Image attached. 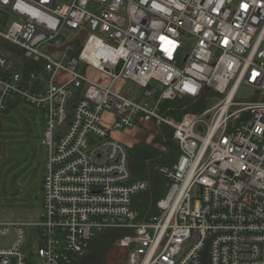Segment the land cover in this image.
<instances>
[{
	"label": "built area",
	"instance_id": "obj_1",
	"mask_svg": "<svg viewBox=\"0 0 264 264\" xmlns=\"http://www.w3.org/2000/svg\"><path fill=\"white\" fill-rule=\"evenodd\" d=\"M0 40L37 64L23 77L0 54V113L16 101L40 111L46 152L38 221H0V239L13 235L0 264H29L27 227L33 264H75L106 229L132 232L115 243L129 249L124 264H264V0H0ZM119 79L136 99L112 90ZM204 94L220 100L178 121L158 112ZM155 123L172 128L180 154L155 167L168 188L139 222L133 199L149 182L132 179L110 131L153 136Z\"/></svg>",
	"mask_w": 264,
	"mask_h": 264
},
{
	"label": "rangeland",
	"instance_id": "obj_2",
	"mask_svg": "<svg viewBox=\"0 0 264 264\" xmlns=\"http://www.w3.org/2000/svg\"><path fill=\"white\" fill-rule=\"evenodd\" d=\"M74 55L77 56L80 47L73 44ZM81 74L87 78L108 85L109 79L83 64L79 65ZM65 79V78H64ZM148 89H155L156 96L161 87L151 82ZM114 92L130 94L136 99V90L131 83L119 79L112 85ZM220 97L210 98L208 108L216 104ZM207 109V108H206ZM173 120V119H172ZM110 115L102 118V123L110 129ZM106 124V125H105ZM44 121L40 111L34 110L26 103L8 114L0 113V146L2 149L1 181H0V221L35 223L42 210V181L44 176L46 152L40 141ZM110 138L120 142L125 148L133 142L150 141L152 136L142 129H123L110 131ZM93 139H89V142ZM191 198L200 196V188L195 186ZM26 242L23 252L29 264L37 261L36 229L27 227ZM128 248L114 245L106 256V264H124L128 256Z\"/></svg>",
	"mask_w": 264,
	"mask_h": 264
},
{
	"label": "trees",
	"instance_id": "obj_3",
	"mask_svg": "<svg viewBox=\"0 0 264 264\" xmlns=\"http://www.w3.org/2000/svg\"><path fill=\"white\" fill-rule=\"evenodd\" d=\"M0 54L19 65L22 76L36 70V63L25 61L22 51L0 40ZM209 94V93H207ZM210 95V94H209ZM210 98L204 94L198 99L178 97L174 101H162L158 112L167 119L178 121L186 113H200L208 108ZM19 102H10L3 114L18 107ZM155 134L149 142L139 141L127 148L128 167L132 179L147 180L148 190L133 199V209L138 212V221L143 222L155 212V202L164 196L168 182L161 177L155 167L171 165L179 157L180 151L172 137V128L162 123L154 124ZM132 232L123 229H106L98 233L88 244L86 251L78 256L75 264H106V256L116 241Z\"/></svg>",
	"mask_w": 264,
	"mask_h": 264
},
{
	"label": "water",
	"instance_id": "obj_4",
	"mask_svg": "<svg viewBox=\"0 0 264 264\" xmlns=\"http://www.w3.org/2000/svg\"><path fill=\"white\" fill-rule=\"evenodd\" d=\"M83 37H84V34H81L77 39H75V41H77L78 43H82L83 41ZM64 48H61V51L63 50ZM251 92L249 90H245L243 88H239L238 91H237V96H240L241 94H250ZM198 130L200 131L201 128H198ZM13 238V235H10L9 238L7 240H1L0 239V246H3V247H6L8 246V243L9 241ZM206 258V249L204 250V254H203V261L205 260Z\"/></svg>",
	"mask_w": 264,
	"mask_h": 264
},
{
	"label": "crops",
	"instance_id": "obj_5",
	"mask_svg": "<svg viewBox=\"0 0 264 264\" xmlns=\"http://www.w3.org/2000/svg\"><path fill=\"white\" fill-rule=\"evenodd\" d=\"M109 113H105L103 115V118L106 117V115H108ZM110 115V114H109ZM109 123H111V115H110V121H108ZM106 125V124H105ZM110 128H111V124H110ZM133 130V129H132ZM111 132H114V131H111ZM139 142V141H138ZM145 142H149V141H145ZM137 142H133L129 145V147L133 144H135ZM1 159H2V149H1V146H0V177H1ZM0 181H1V178H0Z\"/></svg>",
	"mask_w": 264,
	"mask_h": 264
}]
</instances>
